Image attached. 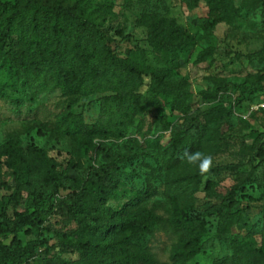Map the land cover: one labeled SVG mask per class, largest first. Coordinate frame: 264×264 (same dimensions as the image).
<instances>
[{
    "label": "trees",
    "instance_id": "trees-1",
    "mask_svg": "<svg viewBox=\"0 0 264 264\" xmlns=\"http://www.w3.org/2000/svg\"><path fill=\"white\" fill-rule=\"evenodd\" d=\"M198 1L195 0V4ZM205 1L209 15L199 19L204 29L220 21H231L233 0ZM143 21L149 26V34L144 39L146 47L136 42L134 54L142 62L147 59L149 51L161 54L156 67L145 62L141 65L119 55L113 47L114 38L106 33L102 22L85 16L70 5L49 0L0 1V65L8 64L11 76L18 75L20 82L21 94L13 101L20 105L26 96L35 100L28 89L39 91L48 85L60 89L64 111L58 115L56 124L65 134L72 136L81 133L89 136L122 135L135 130L145 137L148 132L141 128L147 113L158 108L162 112L161 117L166 119L160 104L161 95L173 96V111L187 113L191 108L187 81L174 79L171 73L179 67L178 54L186 43L185 36L179 28L164 29L162 20L152 16L145 15ZM131 39L132 35H125L122 40ZM263 51L233 54L238 59H252ZM210 52L211 49L201 52L199 60H205ZM144 86H147L145 91ZM107 91L111 93L98 99L100 113L96 122L87 123L81 113L72 111L71 107L81 97ZM204 96L217 98V94L207 92ZM202 115L205 123L199 121L198 124L203 123L201 127L190 121L173 132L170 145L165 149L167 159L173 162L171 166L183 161L181 157L185 150L196 152L205 148L216 136L207 124L216 122L218 118L225 120L222 124L227 123L232 111L220 104ZM263 140L264 132L258 133L254 150H262ZM151 142L156 143L157 139ZM1 152L18 172L14 192L0 193V219L3 221H10L8 205L19 204L26 176L40 174L53 191L58 192L68 173L69 167H61L54 157L33 143L24 151L10 145ZM110 168L118 171L112 165L94 167V171L102 175L88 178L70 201L64 199L57 203L76 224L73 239H68L65 245L77 254V258L65 259L59 252L52 251L53 247L40 250L38 239L22 244L14 236L9 243L0 239V264H164L146 244L148 237L161 227H169L178 238L169 264H192V259L202 251L201 239L208 225L205 218L215 209L210 205L206 207L207 212L195 209V194L202 179L210 172H236L239 165H219L204 175L196 166L189 172H172L164 192L170 206L167 219L158 213L163 202H150L156 193L150 184L144 190L128 193L119 187V181ZM256 168L254 166L244 177L236 176L226 193L212 194L222 201L216 209L218 234L227 237L232 246L231 254L214 258L212 264H264V240L260 245H255L254 240V236L264 230V222L262 227L248 223V212L236 199L238 190H246V185L256 180ZM46 211L44 207L32 212L24 211L10 221V231L15 233L24 225L35 226L37 221H42L40 218ZM232 227L238 230L236 237L230 234ZM242 230H245L244 234Z\"/></svg>",
    "mask_w": 264,
    "mask_h": 264
},
{
    "label": "rangeland",
    "instance_id": "rangeland-1",
    "mask_svg": "<svg viewBox=\"0 0 264 264\" xmlns=\"http://www.w3.org/2000/svg\"><path fill=\"white\" fill-rule=\"evenodd\" d=\"M49 1L70 5L85 16L102 22L106 33L115 40L113 47L116 52L141 65L145 62L156 67L161 59V54L155 51H149L143 62L134 54L136 42L146 47L144 39L149 34V26L143 21L145 15L162 20L164 29L179 28L186 43L178 54L179 67L171 73L174 79H186L191 93V108L187 113L173 111V96L161 95L160 104L166 119L161 117L162 112L158 108L147 113L141 128L148 132L145 137L135 130L122 135L89 136L81 133L72 136L65 134L56 124L58 115L64 111L60 89L51 85L39 91L28 89L35 100L26 96L17 105L13 99L21 94L18 75L11 76L8 64L0 65V193L12 194L17 185L18 172L1 152L10 145L24 151L33 143L54 157L61 167H69L58 192H54L40 174L26 176L19 204L8 205V219L12 221L24 211L32 212L38 207L48 211L40 218L41 222L37 221L33 227L24 225L15 233L10 231V221L0 219V239L9 243L16 236L22 244L38 239L40 250L53 247L52 251L59 252L65 259L77 258V254L65 245L68 239H73L76 224L57 203L64 199L70 201L88 178L102 175L93 169L102 165L118 169L110 168V171L119 181V187L128 193L144 190L150 184L156 190L150 202L161 200L163 206L158 213L167 219L170 206L164 192L168 176L177 170L189 172L194 166L185 160L171 166L173 162L167 159L165 149L170 145L172 134L190 121L201 127L203 123L198 124L199 121L205 123L202 113L221 104L231 109V118L225 124H222L225 121L222 118L207 124L217 137L213 136L205 148L198 151L212 156V167L234 163L239 168L236 172L215 171L203 177L195 194V209L207 212L209 205L215 209L205 218L208 225L201 239L202 251L191 262L212 264L214 258L231 254L230 240L218 234L216 209L222 201L212 194L226 193L236 176L244 177L254 166H257L256 180L247 184L246 190H238L236 199L246 208L248 223L262 227L264 222V140L262 150H254L257 134L264 132V51L252 59H238L233 54L264 49V0H233L231 21L217 22L209 29H204L199 23L201 17L209 15L205 0H199L197 4L195 0ZM125 35H132V39L122 40ZM209 49V56L199 60V54ZM146 89L144 86L143 91ZM206 92L217 94V98H206ZM109 93L81 97L71 109L74 113H81L85 122L94 123L100 113L98 99ZM154 139H157L156 143L151 142ZM237 232V228L232 227L230 234L236 237ZM254 240L255 245H260L264 240V230L258 232ZM177 241V235L169 227H161L148 237L146 244L159 261L169 264Z\"/></svg>",
    "mask_w": 264,
    "mask_h": 264
},
{
    "label": "clouds",
    "instance_id": "clouds-1",
    "mask_svg": "<svg viewBox=\"0 0 264 264\" xmlns=\"http://www.w3.org/2000/svg\"><path fill=\"white\" fill-rule=\"evenodd\" d=\"M181 158L188 164L198 167L202 175L209 173L213 166L212 156L201 151L188 152L185 150Z\"/></svg>",
    "mask_w": 264,
    "mask_h": 264
}]
</instances>
